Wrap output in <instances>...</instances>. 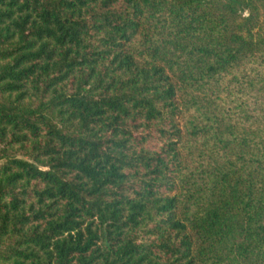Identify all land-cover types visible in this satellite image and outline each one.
<instances>
[{
	"label": "trees",
	"instance_id": "trees-1",
	"mask_svg": "<svg viewBox=\"0 0 264 264\" xmlns=\"http://www.w3.org/2000/svg\"><path fill=\"white\" fill-rule=\"evenodd\" d=\"M0 264H264V0H0Z\"/></svg>",
	"mask_w": 264,
	"mask_h": 264
}]
</instances>
